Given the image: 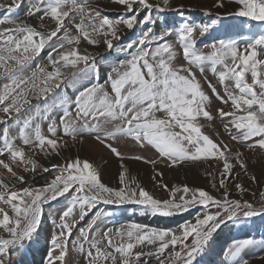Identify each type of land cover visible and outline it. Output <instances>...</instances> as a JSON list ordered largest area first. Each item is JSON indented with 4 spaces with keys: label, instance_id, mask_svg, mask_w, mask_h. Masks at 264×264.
Segmentation results:
<instances>
[{
    "label": "snow or ice",
    "instance_id": "obj_1",
    "mask_svg": "<svg viewBox=\"0 0 264 264\" xmlns=\"http://www.w3.org/2000/svg\"><path fill=\"white\" fill-rule=\"evenodd\" d=\"M122 5L126 13H135V4L143 5L145 9L156 8L160 11L167 9L169 0H161V3L152 4L149 0H114ZM240 7L235 13H228L229 16H238L257 21L260 24V31L247 39L243 49L236 40H220L212 46L208 54L199 53L195 48L194 32L196 29L188 24L181 26L179 41L182 46V55L189 65L200 66L203 72V65L206 62L211 64V71L218 76L219 82L224 85L227 100L217 92V89L209 81V88L212 93L223 103L231 101L234 111L226 112L218 109L220 117H232V126L240 133L239 138L247 143L249 149H260L264 151V59L259 58L258 49H264V0H236ZM163 5V7L161 6ZM21 6L18 0H11L9 4L0 3V11L9 14L14 13ZM216 7H223V0H217ZM40 13L38 26L25 22H17L11 15L0 19V25L11 24L13 27H0V78L12 80V87L5 86L3 95H0V111L8 119H18L19 114L32 105L28 98L24 85L32 83L33 91L38 90L36 100H47L54 88H59L66 81V77L73 79L86 76L89 73L98 75L99 68L94 56L81 53L78 47L64 51V44L60 43L53 47L48 53V61L52 71L45 72L44 68L37 65L42 74L40 85L35 83L37 72L32 73V79H18V75L28 69L32 62L40 55L54 38L62 39L68 44H78L80 38L87 40L90 44H97L99 41L92 39V34L104 31V44L107 49L114 47L113 41L119 40L117 25L124 23L127 29H133L139 23L137 15L132 14L122 21L113 22L107 16L99 20V8H92L84 0H39V5L29 9V15ZM80 14V22L74 27L79 33L74 39L69 36L66 22L74 21L75 15ZM211 23L200 26L199 31L203 36L212 29L220 19V14ZM49 18L55 22V28L43 32V21ZM151 16H145L144 23L151 22ZM87 22V23H86ZM248 28L252 26L246 25ZM91 29L89 31L88 29ZM165 35H154L152 29L148 28L143 33L138 43L142 46L134 53L129 60L121 62L120 68L114 69L116 75L108 76L111 87V95L99 83L91 84L76 97L75 119L67 109L61 117L65 135L75 140L77 135H82L86 130L99 133L102 124L114 123V130L106 132L105 135L115 137L117 134H125L133 137L137 142L153 146L161 157L170 161V166L177 165L184 161H200L202 158L215 157L223 161V171L219 181L220 187L226 189V179L232 172L233 165L230 163V149L227 145L214 142L209 135L202 131V125L198 118L212 119L208 105L211 98L201 87L191 67L183 65L176 67L173 64L176 53L173 46L167 42L158 44L154 49L143 47L154 41H164ZM133 47L132 44L128 45ZM56 53V56H53ZM217 66L223 70L217 72ZM65 69L68 70L67 73ZM251 73V83L248 82L247 73ZM183 73V74H182ZM227 81H232L229 86ZM259 89V91H257ZM38 106V105H37ZM163 113L158 117L157 113ZM237 113H243L238 115ZM15 114V116L13 115ZM83 123L77 126V121ZM7 121L0 117V123ZM57 125L49 126L50 136L42 133L37 124L33 127L31 118L23 121L20 128V139L24 145H30L43 151L45 154L54 152L59 154L61 142L51 138L57 132ZM179 129L176 131L175 129ZM226 131H230L229 125H224ZM238 137L233 136V139ZM255 138V139H253ZM96 139L101 143L99 134ZM66 146V145H65ZM118 157L123 159L122 154L111 144L106 145ZM50 150V151H49ZM9 154L11 162L0 159L2 166L10 176L24 182V176L18 175L13 170L16 162L31 165L25 168L26 171H35L38 161L26 154L23 148H17L13 140L5 134L3 144L0 146V155ZM242 153H236L235 159L240 167L247 171V165L241 159ZM132 159L142 160L137 155ZM155 165V161H147ZM60 174L42 187H24L18 191L10 186L4 179H0V202L9 205L14 217H10L8 211L0 208V228L8 233L7 236L0 235V264H6L10 259V253L17 247H23L26 240H31L37 227L41 223L42 204L49 200H55L64 195L70 189H75L79 194L74 197L73 205L68 207L61 216V224L58 226L61 231L53 235L52 245L59 250L58 256L49 253L48 264L53 261H64L67 255L68 240L72 235L76 221L68 222L73 215L76 203H79V220H83L94 203L103 200L104 203H125L133 202L145 205L152 214L170 216L176 212L187 211L190 206L203 205L205 208L214 206L218 210L214 213L208 212L203 217H197L195 224L182 226L180 235L171 229L148 228L146 225L132 224L125 232L123 229H116L121 239L114 242L111 236L112 229L103 233L106 248L100 247V241L94 237L89 240V232L95 225V221L88 225V230H80V237L73 241L79 251L86 252L88 264H98L99 261L111 260L112 264H140L143 257L155 256L158 264H193L197 256L205 250L214 232L225 223L226 220L238 218L242 211L244 217H253L264 213V204L259 208L248 201L230 199L229 192H223V198L217 199L202 188L191 189L187 185L172 187L169 189V198L160 200L154 198L139 184L132 186L126 183V172L124 169L119 174V182L122 187L111 188L101 182L97 169L87 160L81 161L79 157L75 160H68L63 166L53 165ZM123 168V164H121ZM44 172L49 169H42ZM162 175V174H161ZM255 180V177H252ZM132 183H135L133 181ZM215 187V185H213ZM167 189V185H163ZM236 187L243 191L241 185ZM91 193V195L85 194ZM107 194L105 198L104 194ZM179 199L177 200V194ZM50 194V195H49ZM190 194V196H189ZM138 197V198H137ZM264 197V194H262ZM25 198H30L26 200ZM23 221V222H22ZM127 237V241L124 240ZM191 237V241L189 238ZM82 241H87L89 247L84 248ZM253 241L246 239L236 241L228 249L227 255L232 264H249L248 260L242 259L240 253ZM152 245L150 251H134L137 246ZM171 247L172 251L167 257L160 258L165 250ZM144 264H148L147 261Z\"/></svg>",
    "mask_w": 264,
    "mask_h": 264
},
{
    "label": "rangeland",
    "instance_id": "obj_2",
    "mask_svg": "<svg viewBox=\"0 0 264 264\" xmlns=\"http://www.w3.org/2000/svg\"><path fill=\"white\" fill-rule=\"evenodd\" d=\"M10 0H0V3L9 4ZM21 6L14 13L9 14L6 11H0V19L5 16L11 15V18L17 22H25L31 24L29 16V9L34 10V6L39 5V0H18ZM149 3H161V0H149ZM217 0H169L167 9L160 11L156 8L145 9L143 5L135 4L134 8L138 11L135 13H126L124 7L115 3L114 0H88L87 4L92 8H99L100 17L97 18L96 24L104 16H107L113 22L122 21L132 14H136L139 23L133 29H127L124 23H118L119 40H114V47L107 49L104 44V31L92 34V39L99 41L93 45L87 40L80 38L78 44H68L63 40V33L59 34L61 39L54 38L49 45L40 53L38 57L32 62L31 66L23 73L18 75V79L29 78L32 79V73L37 72L35 83L40 85L42 74L39 73L37 65L45 69V72L52 71V66L48 61V53L52 51L53 47H57L60 43L64 44V51L71 48L78 47L81 53H87L95 57L96 64L99 68L98 75L89 73L86 76L73 79L70 76L66 77L65 83L59 88H54L52 93L47 97V100H36L35 97L39 94L38 90L33 91L32 83L24 85V90L28 98L32 101V105L27 107L19 114L18 124L16 119H8L5 114L0 111V117H3L7 122L0 123V146L3 144L5 134L10 140H13L17 148H23L26 158L31 156L38 161V167L35 171L25 168H31V165H25L19 161L13 164V170L18 175L24 176V182H19L13 179L10 174L2 166H0V179H4L10 186H14V190L18 191L24 187L38 188L50 182L55 176L59 175L58 169L53 168V165L63 166L68 160H75L77 157L81 161H89L99 172L100 179L103 184L111 188L122 187L120 182L116 183L110 180L112 172H121L124 169L126 172V183L139 184L154 198L164 200L169 198V189L172 187H180L187 185L191 189L202 188L209 192L217 199L223 198V192H229L230 199L248 201L255 207L259 208L264 204V151L260 149H249L247 143L239 138L240 133L232 126V117H220L218 109H223L226 112L234 111L231 101L223 103L220 99L212 93L209 88V81L217 89L226 100L224 85L219 82L218 76L211 71V64L206 62L203 65V72L200 66L189 65L184 60L182 55V46L179 41L181 26L188 24L196 29L194 32L195 48L199 53L208 54L211 52L212 46L218 44L220 40H236L241 49H243L247 39L258 34L260 31V24L257 21H252L248 18L229 16L228 13H235L240 5L236 0H223V7H216ZM163 7V5H161ZM216 14H220L218 23L203 36L200 34L199 28L203 24L211 23L216 19ZM40 13L35 16L32 15L36 23H40L38 17ZM151 16L152 20L149 23H144L145 16ZM74 22H66L69 36L75 38L79 35L74 27ZM251 25L248 28L246 25ZM11 24L0 25V27H13ZM36 26V25H34ZM55 28V22L49 18L43 21V27L39 28L40 31L48 32ZM152 29L154 35H165L164 41H154L150 45H144L150 49H154L158 44L167 42L173 46L176 53L174 66L191 67L195 73L196 79L200 82L202 90L211 98V103L208 105V110L211 112L212 119L198 118V123L202 125V131L209 135V137L217 144L223 147L227 145L230 149V163L233 165L232 172L226 179V189L221 188L219 181L223 171V161L215 157L202 158L200 161H184L177 165L170 166V161L161 157L158 151L151 145L146 143L141 145L133 137L125 134H117L115 137L110 135L106 136V132L114 130V123L106 122L102 124L99 133L96 131L86 130L82 135H77L75 140L67 136L63 132L62 125L60 124L61 117L64 115L65 109L73 114L75 119L76 112V97L81 91L89 87L91 84L99 83L111 95V87L108 82V76L111 74L115 77L114 69L120 68L121 62H126L131 56L136 53L142 46L138 41L143 38V33ZM91 31V29H88ZM132 44L133 47L129 48L128 45ZM259 58L264 59V49H258ZM56 56V53H53ZM223 70L217 66V72ZM68 70L65 69L67 73ZM183 74V73H182ZM248 82L251 83V73H247ZM229 86L232 81H227ZM5 86L12 87V80L8 78H0V95H3ZM259 91V89H257ZM38 105V106H37ZM242 115L243 113H237ZM15 116V114H13ZM158 117H162L163 113H157ZM31 118L33 127L39 125L44 135L50 136L48 132L49 126L52 124L57 125V132L53 139L61 142L59 154L51 152L45 154L43 151L36 149L30 145H24L20 139V128L23 126V121ZM83 123L78 120L77 126ZM229 125L230 131H226L225 124ZM179 131V129H175ZM97 134L100 135L101 143L96 139ZM233 136L238 137L233 139ZM255 139V138H253ZM111 144L121 154V157L116 156L110 148L106 145ZM66 145V146H65ZM50 151V150H49ZM236 153H242L241 159L247 165V171L242 169L235 159ZM141 156L144 159L136 160L131 157ZM0 159L5 162L12 163L9 154L5 153L0 155ZM147 161H155V165ZM123 164V168L121 167ZM47 168L49 171L44 172L42 169ZM162 174V175H161ZM255 177V180L252 177ZM114 181V182H111ZM135 181V183H132ZM241 185L243 191L238 189L236 185ZM167 185V189L163 187ZM215 185V187L213 186ZM91 195V193H85ZM50 195V194H49ZM82 196L70 189L67 193L57 197L55 200H49L42 204L41 223L37 227L36 232L33 234L31 240H26L23 247H17L10 253V259L6 264H48L49 253L52 256H58L59 250L55 249L52 245L53 235H58L61 229L58 227L61 224V216L63 212L73 205L74 197ZM107 198V194H104ZM190 196V194H189ZM138 198V197H137ZM30 201V198H25ZM179 193L177 194V200ZM0 208L8 211L10 217H14V213L10 210V206L0 202ZM218 209L214 206L205 208L203 205L190 206L187 211L176 212L170 216H163L160 214H152L145 205L125 202L117 203H104L103 200L94 203V206L87 211V215L83 220H79L80 207L79 203L73 210V215L68 218L71 224L73 219L78 221L73 228L72 235L67 244V255L64 261H53V264H88L86 259V252L79 251L78 247L74 246L73 241L80 237V230H88V225L95 221V225L89 232V240L93 237L100 241V247L106 248V243L103 239V233L112 229V239L118 242L121 237L116 233V229H123L125 232L132 224L146 225L148 228L156 229H171L180 235L182 226L185 224H195L197 217H203L208 212H216ZM2 218V214H0ZM23 222V221H22ZM0 235L7 236L8 233L0 228ZM250 239L252 244L242 249L240 257L248 260L249 264H264V213L253 217H244L242 211L238 213V218L234 220H226L221 228L213 233L208 244L205 246L204 252L197 256L193 264H232L230 257L226 254L228 249L236 241H243ZM127 241V237L124 236ZM191 241V237L189 241ZM85 250L88 249L89 244L87 241H82ZM150 251L153 250L152 245L145 244L144 246H137L134 251ZM172 251L171 247L165 250L160 258L167 257ZM119 256H117V264H119ZM158 264L155 256L143 257L140 264ZM98 264H112L111 260L105 262L99 261ZM167 264V262H166ZM181 264V262H177Z\"/></svg>",
    "mask_w": 264,
    "mask_h": 264
},
{
    "label": "bare ground",
    "instance_id": "obj_3",
    "mask_svg": "<svg viewBox=\"0 0 264 264\" xmlns=\"http://www.w3.org/2000/svg\"><path fill=\"white\" fill-rule=\"evenodd\" d=\"M119 172H112V174H111V177H109V179L110 180H114V181H116V183H118V181H119ZM114 181H111V182H114Z\"/></svg>",
    "mask_w": 264,
    "mask_h": 264
},
{
    "label": "crops",
    "instance_id": "obj_4",
    "mask_svg": "<svg viewBox=\"0 0 264 264\" xmlns=\"http://www.w3.org/2000/svg\"><path fill=\"white\" fill-rule=\"evenodd\" d=\"M9 2H11V0H10ZM33 16H35V15H33ZM27 18H29V19L31 20V23H32L33 25H36V26L39 25V23H36V22L34 21V18H33L32 16L29 15Z\"/></svg>",
    "mask_w": 264,
    "mask_h": 264
},
{
    "label": "built area",
    "instance_id": "obj_5",
    "mask_svg": "<svg viewBox=\"0 0 264 264\" xmlns=\"http://www.w3.org/2000/svg\"><path fill=\"white\" fill-rule=\"evenodd\" d=\"M84 2H88V0H84ZM75 20H78V21H80V14L79 13H77L76 15H75V17H74V21ZM74 21H72V22H74ZM70 23V22H69ZM87 23V22H86Z\"/></svg>",
    "mask_w": 264,
    "mask_h": 264
}]
</instances>
